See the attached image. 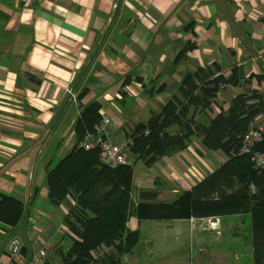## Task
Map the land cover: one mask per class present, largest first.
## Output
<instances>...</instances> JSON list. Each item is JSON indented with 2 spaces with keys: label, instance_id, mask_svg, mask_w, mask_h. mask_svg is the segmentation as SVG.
<instances>
[{
  "label": "crops",
  "instance_id": "crops-1",
  "mask_svg": "<svg viewBox=\"0 0 264 264\" xmlns=\"http://www.w3.org/2000/svg\"><path fill=\"white\" fill-rule=\"evenodd\" d=\"M188 43L194 48L175 62ZM213 65L237 84L223 86L196 119L214 118L240 94L264 98V0H0V194L23 210L16 227L0 222V264H26L45 243L47 264H60V252L70 247L63 218L74 201L49 202L45 168L75 147L73 127L85 106L99 104L110 119L109 139L123 147L186 74ZM83 90L72 101L68 91L77 97ZM263 120L264 109L251 126ZM226 160L222 151L204 149L198 136L149 167L132 157L131 198L150 191L157 202H172ZM224 218L241 216H131L126 228L139 238L143 223L163 222L156 228L187 233L201 250L218 247ZM13 239L20 244L15 258L8 252Z\"/></svg>",
  "mask_w": 264,
  "mask_h": 264
},
{
  "label": "trees",
  "instance_id": "trees-1",
  "mask_svg": "<svg viewBox=\"0 0 264 264\" xmlns=\"http://www.w3.org/2000/svg\"><path fill=\"white\" fill-rule=\"evenodd\" d=\"M194 48L186 44L175 62ZM236 85L234 75L225 78L216 65L186 74L170 100L146 123L137 124L128 135L129 152L147 167L166 154L182 149L193 136L208 151H222L227 160L190 191L172 202H157V194L141 191L131 198L133 167L130 163L111 167L98 159V149H83L80 142L93 135L100 120V106H85L74 124L75 147L55 165L45 168L48 200L58 206L67 197L74 205L63 218L73 236L70 247L60 252V264H120L131 252L138 233L129 232L126 222L137 220H182L248 216L252 264H264V168H255L249 155H238L243 135L264 109V98L251 92L232 99L226 111L211 119H196L208 110L226 85ZM84 90L77 95L83 96ZM176 127L175 132L169 130ZM255 151H264V135ZM22 204L0 194V222L14 228L22 217ZM101 249L111 250L95 255Z\"/></svg>",
  "mask_w": 264,
  "mask_h": 264
},
{
  "label": "rangeland",
  "instance_id": "rangeland-1",
  "mask_svg": "<svg viewBox=\"0 0 264 264\" xmlns=\"http://www.w3.org/2000/svg\"><path fill=\"white\" fill-rule=\"evenodd\" d=\"M169 131L175 132L176 127ZM128 155V163H131L133 156L129 151ZM133 166L138 179L139 170L135 164ZM226 219L220 222L217 230L218 247L208 246L201 250L196 246L195 239L189 238L187 233H176L175 229L166 231L163 226H155L163 225V222L147 221L142 225L136 247L119 256L120 264H252L248 216L242 215L233 222ZM105 251L111 253L110 249H101L95 255Z\"/></svg>",
  "mask_w": 264,
  "mask_h": 264
},
{
  "label": "built area",
  "instance_id": "built-area-1",
  "mask_svg": "<svg viewBox=\"0 0 264 264\" xmlns=\"http://www.w3.org/2000/svg\"><path fill=\"white\" fill-rule=\"evenodd\" d=\"M72 101H76L77 97L71 91H68ZM110 125V119L100 114V120L94 127V134L86 136L79 144L83 149H98V159L102 164L111 167L128 164V151L130 141L128 140L123 147L115 145L108 137L106 128ZM264 135V120L251 126L243 135L241 147L238 155H249L250 161L255 168H264V151H255V146L260 143ZM20 250V244L16 239H13L8 248L10 257H17ZM50 246L48 243L42 245L38 251L33 254L26 264H47Z\"/></svg>",
  "mask_w": 264,
  "mask_h": 264
}]
</instances>
